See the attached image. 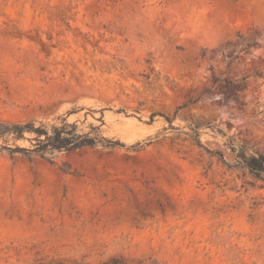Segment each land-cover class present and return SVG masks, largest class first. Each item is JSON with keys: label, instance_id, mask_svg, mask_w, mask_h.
I'll return each instance as SVG.
<instances>
[{"label": "rangeland", "instance_id": "obj_1", "mask_svg": "<svg viewBox=\"0 0 264 264\" xmlns=\"http://www.w3.org/2000/svg\"><path fill=\"white\" fill-rule=\"evenodd\" d=\"M64 119L124 147L0 140V264H264V0H0V120Z\"/></svg>", "mask_w": 264, "mask_h": 264}, {"label": "trees", "instance_id": "obj_2", "mask_svg": "<svg viewBox=\"0 0 264 264\" xmlns=\"http://www.w3.org/2000/svg\"><path fill=\"white\" fill-rule=\"evenodd\" d=\"M195 102L196 100L189 99L185 104L177 108L175 115ZM155 116L154 114L153 118ZM168 121L171 123V120L168 119ZM27 134L33 137H27ZM0 140L3 141L1 149L10 156L18 155L29 161L36 157L51 165H57L55 162L56 153H72L98 146L103 148L124 147L118 140L103 136L100 127H93L91 133L83 134L79 132L76 124L68 123L65 119L61 126H52L50 128L43 123L38 124L36 120L25 123H8L0 120ZM19 141H29L32 146L21 147L17 145ZM10 142H13L14 146H11ZM197 143L200 147H203L199 140ZM232 151L235 152V148H232ZM220 157L223 156L220 155ZM235 159L239 166L248 170L257 180L264 182V154H247L243 149H240ZM61 170L65 174H77L67 164Z\"/></svg>", "mask_w": 264, "mask_h": 264}]
</instances>
